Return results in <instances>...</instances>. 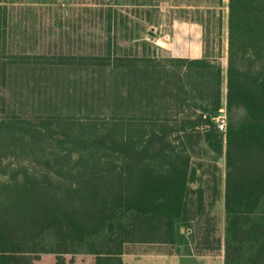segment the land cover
I'll use <instances>...</instances> for the list:
<instances>
[{
    "label": "trees",
    "instance_id": "obj_1",
    "mask_svg": "<svg viewBox=\"0 0 264 264\" xmlns=\"http://www.w3.org/2000/svg\"><path fill=\"white\" fill-rule=\"evenodd\" d=\"M125 9H94L104 40L29 51L0 0V264H124L137 247L183 245L192 194L204 210L191 188L201 144L225 159L223 264H264V0H227L225 87L220 0L214 51L194 58L145 41L142 11ZM61 73L74 76L71 105L9 108L14 83L47 93ZM223 106L246 114L224 134L213 122Z\"/></svg>",
    "mask_w": 264,
    "mask_h": 264
},
{
    "label": "rangeland",
    "instance_id": "obj_2",
    "mask_svg": "<svg viewBox=\"0 0 264 264\" xmlns=\"http://www.w3.org/2000/svg\"><path fill=\"white\" fill-rule=\"evenodd\" d=\"M109 0H10L14 15L12 18L13 34L23 41L22 48L44 50L46 44L55 40L62 42L82 39L85 42L101 41L106 38L105 28L96 19L94 9ZM115 4L142 11L148 26L142 36L145 41L168 50L173 57L194 58L201 56L202 50L211 55L216 38L215 11L218 0H113ZM221 12V66L223 87H225L227 65V0H220ZM122 31L119 42L123 47L131 44L130 36ZM151 37L152 39H149ZM38 47V49H37ZM32 48V49H31ZM187 50L191 53H186ZM35 52V51H34ZM56 75L53 76L55 79ZM62 85L53 87L47 93L39 94V87L14 83L6 92L9 108L21 114L37 112L45 106V100L51 99L55 106H69L72 102V80L74 76L61 73ZM92 86V83H91ZM44 92V90H42ZM124 96V90H122ZM137 106L144 105L146 100L139 98ZM162 102L157 100V108ZM124 106L125 102L122 100ZM205 105V103H203ZM187 107V106H185ZM210 108V107H209ZM184 114H188L185 108ZM242 109L226 111L227 125H238L244 118ZM199 180L191 184L196 190L202 188L204 210L201 215L196 212L197 195H191L190 208L194 212L193 227L186 231L183 245L177 248L137 247L124 255V264H223V240L226 217L223 205L224 181L226 174L224 156L216 157L201 144L194 159ZM216 188V198L212 188ZM215 199V200H214ZM211 204L212 207L210 206ZM196 228H199L195 230ZM204 231L210 232V243H203ZM194 234V235H193ZM220 243L221 249L218 250Z\"/></svg>",
    "mask_w": 264,
    "mask_h": 264
},
{
    "label": "built area",
    "instance_id": "obj_3",
    "mask_svg": "<svg viewBox=\"0 0 264 264\" xmlns=\"http://www.w3.org/2000/svg\"><path fill=\"white\" fill-rule=\"evenodd\" d=\"M213 122L216 126V128L222 132L223 134L226 131L227 128V118H226V109L225 106H223L218 113L213 117Z\"/></svg>",
    "mask_w": 264,
    "mask_h": 264
},
{
    "label": "water",
    "instance_id": "obj_4",
    "mask_svg": "<svg viewBox=\"0 0 264 264\" xmlns=\"http://www.w3.org/2000/svg\"><path fill=\"white\" fill-rule=\"evenodd\" d=\"M149 39H152L151 37H149Z\"/></svg>",
    "mask_w": 264,
    "mask_h": 264
}]
</instances>
